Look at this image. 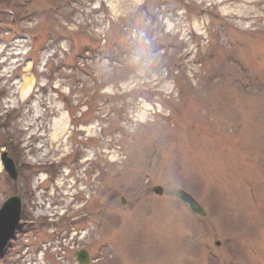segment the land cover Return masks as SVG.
Returning a JSON list of instances; mask_svg holds the SVG:
<instances>
[{"label": "rangeland", "instance_id": "rangeland-1", "mask_svg": "<svg viewBox=\"0 0 264 264\" xmlns=\"http://www.w3.org/2000/svg\"><path fill=\"white\" fill-rule=\"evenodd\" d=\"M2 151L0 264H264V0H0Z\"/></svg>", "mask_w": 264, "mask_h": 264}, {"label": "water", "instance_id": "water-1", "mask_svg": "<svg viewBox=\"0 0 264 264\" xmlns=\"http://www.w3.org/2000/svg\"><path fill=\"white\" fill-rule=\"evenodd\" d=\"M1 166L12 181H16L18 174L13 160L9 157L6 151L0 153ZM152 191L157 195L163 194V189L159 186L154 187ZM180 200L187 204L189 209L201 216L205 215L203 208L195 201V199L183 190H178ZM20 220V200L17 197H9L0 208V253L6 246L7 242L11 239L15 232L18 222ZM218 245V243H217ZM76 261L79 264H88V254L79 250L76 253Z\"/></svg>", "mask_w": 264, "mask_h": 264}, {"label": "bare ground", "instance_id": "bare-ground-1", "mask_svg": "<svg viewBox=\"0 0 264 264\" xmlns=\"http://www.w3.org/2000/svg\"><path fill=\"white\" fill-rule=\"evenodd\" d=\"M30 87V80L24 79V89L23 91L29 90Z\"/></svg>", "mask_w": 264, "mask_h": 264}, {"label": "clouds", "instance_id": "clouds-1", "mask_svg": "<svg viewBox=\"0 0 264 264\" xmlns=\"http://www.w3.org/2000/svg\"><path fill=\"white\" fill-rule=\"evenodd\" d=\"M135 59L138 61V60L140 59V57H139V56H137V57H135Z\"/></svg>", "mask_w": 264, "mask_h": 264}, {"label": "flooded vegetation", "instance_id": "flooded-vegetation-1", "mask_svg": "<svg viewBox=\"0 0 264 264\" xmlns=\"http://www.w3.org/2000/svg\"><path fill=\"white\" fill-rule=\"evenodd\" d=\"M8 254V253H7ZM2 258H4V257H2ZM2 258H0V259H2Z\"/></svg>", "mask_w": 264, "mask_h": 264}]
</instances>
